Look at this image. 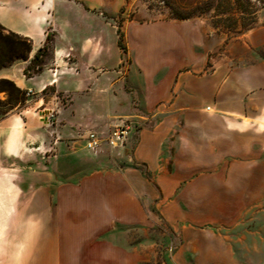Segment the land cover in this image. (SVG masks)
Here are the masks:
<instances>
[{"label": "rangeland", "instance_id": "374dc122", "mask_svg": "<svg viewBox=\"0 0 264 264\" xmlns=\"http://www.w3.org/2000/svg\"><path fill=\"white\" fill-rule=\"evenodd\" d=\"M179 15L188 19H173ZM161 21L183 22L189 30L182 24L147 25ZM0 24L31 43L27 61L0 68V80L13 82L23 92L27 87L33 89L24 104L12 105L7 104V92L0 89V127L35 122L20 131L26 141L23 166L31 171L28 166L36 161L34 174L41 175L31 181L37 187L46 182L43 174L54 161L31 160L30 155L36 153L32 149L40 146L39 142L45 146L40 153L53 157L56 153L50 148L57 141L64 149L76 150L87 132L104 137L123 122L133 123L134 133L148 126L143 125L140 99L147 96L148 86L159 83L167 72L162 67L163 59L169 57L166 48L160 47L162 35L168 32L179 42L183 37L189 39L185 60L191 62L196 55V63L201 60L206 73L224 65L238 69L242 59L255 56L253 46L264 44V0H0ZM117 28L124 53L116 44ZM47 35L50 44L40 71L24 75ZM260 56L264 57V52ZM66 68H74L77 74L64 73ZM55 78L58 84L48 85ZM74 111L81 121L70 125ZM52 121L60 123L56 129L49 125ZM66 123L69 130L63 127ZM33 136L39 140H31ZM136 142L135 136L131 145L123 148L125 158ZM100 150L98 156L88 155L86 165L59 158L53 171L60 174V180L76 183L86 174L123 168L127 163L116 149L102 145ZM100 157L103 167L99 166ZM262 162L258 170L264 177V155ZM0 200L9 208V213L1 216L0 264H63L58 260L61 251L51 235L49 215L33 212V206L41 204L39 198L23 195L4 182L0 183ZM139 201L149 222L120 226L97 240L103 248L92 239H67L71 250L67 264H110L109 254H120V264H264V191L260 197L217 194L205 199L202 217L184 207L187 214L179 228L163 220L155 209L156 201ZM100 253L107 261L95 262Z\"/></svg>", "mask_w": 264, "mask_h": 264}, {"label": "crops", "instance_id": "0c3cea01", "mask_svg": "<svg viewBox=\"0 0 264 264\" xmlns=\"http://www.w3.org/2000/svg\"><path fill=\"white\" fill-rule=\"evenodd\" d=\"M150 24H182L189 30L183 22L147 25ZM161 37L160 47L166 48L169 56L162 62L167 72L159 83L149 85L147 96L140 99L145 114L143 125L148 126L140 128L127 141L128 148L136 136L131 154L125 158L124 149L115 150L127 161L123 168L95 171L76 183L64 182L53 171V164L62 158L86 165L88 155L93 154L85 149V137L76 150L69 148L71 151L58 146L57 141L50 148L56 153L53 157L40 153L45 146L39 142L40 146L32 149L36 153L30 155L31 160L54 161L49 162V170L43 174L46 182L35 187L31 181L41 175L34 169L36 161L28 166L31 171L23 166L26 141L20 131L25 129L24 125L34 126L35 122L30 120L21 127H0V183L10 182L21 194L39 198L41 204L33 206V212L49 215L51 235L61 251L58 260L63 264L71 258L67 240L71 237L96 242L120 226L149 222L140 198L156 201L155 209L163 220L172 228H179L187 214L184 207L202 217L205 199L217 194L230 198L263 195L264 177L258 166L263 163L264 155V57L260 56L264 44L253 46L251 53L255 56L242 59L238 69L224 65L206 73L201 60L196 63V55L191 62L185 60V51L191 47L189 39L183 37L179 42L168 32ZM72 65L78 69L76 62ZM73 69L66 68L64 73L76 75ZM53 80L48 85L58 84ZM25 90L33 92L30 87ZM106 101H109L108 93ZM77 115L76 112L72 115L74 122L70 125L80 123ZM42 120L46 122V118ZM54 122L49 125L56 129L60 123ZM70 125L66 123L63 127L69 130ZM31 140L39 139L33 136ZM101 159L99 166L103 167L105 163ZM137 165H145L149 180ZM5 204L0 200V224L1 216L9 213ZM21 220H25L23 213ZM96 243L104 247L102 242ZM100 254L95 262L107 261ZM107 257L110 264L121 263L120 254Z\"/></svg>", "mask_w": 264, "mask_h": 264}, {"label": "trees", "instance_id": "16d2710c", "mask_svg": "<svg viewBox=\"0 0 264 264\" xmlns=\"http://www.w3.org/2000/svg\"><path fill=\"white\" fill-rule=\"evenodd\" d=\"M237 2L238 0H234ZM174 20H186L188 17L184 16H175ZM117 47L124 53L125 47L122 45V34L117 28ZM50 35L46 36L45 45L43 48L39 49L37 53L34 55L31 64L24 70V75H30L31 73L36 74L41 69V64L47 55L49 44H50ZM31 53V43L25 38L21 37L18 34H15L11 31L6 30L0 24V68L10 66L14 61H22L25 62L28 60L29 55ZM0 89H4L8 94V103L12 104H24V99L26 96V91H21L17 88L13 82L1 79L0 80ZM27 97V96H26ZM142 175L149 180V175L146 170L145 165H137Z\"/></svg>", "mask_w": 264, "mask_h": 264}, {"label": "built area", "instance_id": "2783aa9c", "mask_svg": "<svg viewBox=\"0 0 264 264\" xmlns=\"http://www.w3.org/2000/svg\"><path fill=\"white\" fill-rule=\"evenodd\" d=\"M54 76L56 73L53 74ZM32 91H26L28 97ZM135 126L131 122H123L108 131L104 137L96 132H87L85 136V149L91 153H97L102 145H105L110 150L123 149L127 141L134 133Z\"/></svg>", "mask_w": 264, "mask_h": 264}, {"label": "bare ground", "instance_id": "6f19581e", "mask_svg": "<svg viewBox=\"0 0 264 264\" xmlns=\"http://www.w3.org/2000/svg\"><path fill=\"white\" fill-rule=\"evenodd\" d=\"M56 75H57V73H56ZM55 81H56V78L53 80V82L55 83Z\"/></svg>", "mask_w": 264, "mask_h": 264}]
</instances>
